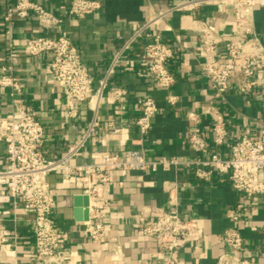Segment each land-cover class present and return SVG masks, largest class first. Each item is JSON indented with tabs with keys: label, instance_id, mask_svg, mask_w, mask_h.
Listing matches in <instances>:
<instances>
[{
	"label": "crops",
	"instance_id": "0c3cea01",
	"mask_svg": "<svg viewBox=\"0 0 264 264\" xmlns=\"http://www.w3.org/2000/svg\"><path fill=\"white\" fill-rule=\"evenodd\" d=\"M31 1L58 16L61 23L47 30L40 27L34 16L24 21L14 19L9 38L4 15L14 6V0H0V56L8 54L9 45L16 51L15 73L23 85V93L18 98L42 123L45 139L41 151L54 160L76 145L89 130L93 113L86 103H81L77 119L67 117L65 98L51 72L52 55L29 56L25 50L27 41L36 36H65L78 47L97 88L114 58L152 16L186 0H97L102 8L83 20L70 13V0ZM195 20L204 21L225 35L235 28L234 20L218 13L214 6L194 12H175L157 23L150 31L160 35L175 54L170 70L176 83L169 90L160 89L153 79L141 76L146 71L141 61L146 37L142 34L136 38L108 77L97 125L80 156L72 161L74 165L91 164L93 153L123 157L131 149L142 150L150 159L193 160L196 154L188 143L193 130L199 131L210 151H214L211 119L204 115L210 105L223 112L228 128L225 145L218 149L223 158L230 156V146L239 137H259L264 130V87L242 96L232 84L223 99H216L202 70L204 56L199 34L193 28ZM254 32L264 46V7L254 12ZM220 57L224 58L223 48ZM111 87L128 91L124 105L113 101ZM148 96L155 99L158 113L152 119L149 135L142 138L136 126L140 116L138 102ZM12 111L10 92L0 89V115L8 116ZM191 112L200 115L199 123L189 121ZM5 155V145L0 143V171L6 167ZM261 176L264 179V171ZM47 181L57 201L54 224L67 234L60 253L70 264H163L151 241L143 236L142 225L174 208L165 190L172 183L178 185L179 214L197 221L205 231L200 254L195 256L194 244H187L178 253L180 264H216L220 256L231 253L221 237L226 229L233 227L244 240L240 255L264 264V197L248 198L234 191L227 177L216 174L211 182H203L184 167L155 174L133 172L125 177L114 172L111 198L101 220L105 237L100 244L93 243L84 225L74 218L73 181L56 173L49 174ZM3 191L4 187L0 186V209L5 218L3 236L7 240L6 249L14 258L11 260L0 252V264H36L32 215L22 205L15 208L8 193L4 195ZM239 206L244 207L246 216L232 223L227 213Z\"/></svg>",
	"mask_w": 264,
	"mask_h": 264
},
{
	"label": "built area",
	"instance_id": "2783aa9c",
	"mask_svg": "<svg viewBox=\"0 0 264 264\" xmlns=\"http://www.w3.org/2000/svg\"><path fill=\"white\" fill-rule=\"evenodd\" d=\"M214 6L218 13L232 18L234 31L225 35L211 28L204 21H193V28L199 34L200 49L204 61L202 70L214 90L216 99H223L234 84L242 96H249L264 87V46L254 32V12L264 7V0H186L165 11L152 16L137 31L133 39L114 58L107 76L95 88L93 77L84 64L78 47L63 35L57 37L36 36L26 43V53L31 57L51 54V72L60 86L65 98V111L69 119H77L79 105L86 103L93 113V122L89 130L76 145L58 159H48L41 147L45 139V129L30 107L18 97L23 93V85L15 73L17 53L12 45L6 56H0V89H7L12 98L13 111L8 116L0 115V143L6 148V167L0 171L2 194L8 193L15 208L19 205L32 215L35 262L36 264H70L61 253V245L67 234L59 230L53 221L57 201L47 181L51 173L62 175L67 181H73L76 197H88L89 218L81 221L84 231L95 244H100L105 237V227L101 223L104 210L111 198L110 184L114 172L123 177L133 172L155 174L160 170L186 168L192 170L195 178L211 182L216 174L227 177L234 191L248 198L264 197V130L259 137H239L230 146V156L223 158L218 149L225 145L228 128L223 112L210 105L204 115L211 119L210 131L213 136L214 151L197 130L189 136V146L196 154L195 159L178 157H160L150 159L138 149L127 150L123 157L113 154L93 153V162L87 165H74L94 131L100 107L108 89V77L120 61L122 53L142 34L146 37L141 61L145 66L143 77L153 79L160 89L169 90L176 83V77L170 70L175 59L173 49L158 34L150 30L160 21H164L175 12H194L201 8ZM102 4L97 0H70V13L83 20L98 12ZM34 16L43 29H55L61 19L31 0H14L4 15L8 25L7 35L11 38V24L14 19L27 20ZM224 58L220 57L221 49ZM113 101L124 105L128 91L111 87ZM174 102V98L170 99ZM140 116L136 126L142 138L147 137L152 129V119L158 113L154 98L148 96L138 102ZM191 122L199 123L200 115L189 113ZM169 201L174 208L162 213L156 220L145 221L142 225L143 236L151 241L154 251L163 259V264H180L177 256L187 244H194V255L200 254V242L205 237L204 229L197 221L179 214L178 185L165 186ZM75 208V207H74ZM244 207L239 206L227 213L230 222L236 223L246 216ZM4 213L0 209V252L11 260L13 253L8 249L3 236ZM231 253L224 254L216 264H261L258 260L242 257L244 240L236 228L226 229L221 237ZM118 249H116V252Z\"/></svg>",
	"mask_w": 264,
	"mask_h": 264
},
{
	"label": "water",
	"instance_id": "95a60500",
	"mask_svg": "<svg viewBox=\"0 0 264 264\" xmlns=\"http://www.w3.org/2000/svg\"><path fill=\"white\" fill-rule=\"evenodd\" d=\"M74 218L76 221H87L89 218L88 197H76L74 202Z\"/></svg>",
	"mask_w": 264,
	"mask_h": 264
}]
</instances>
